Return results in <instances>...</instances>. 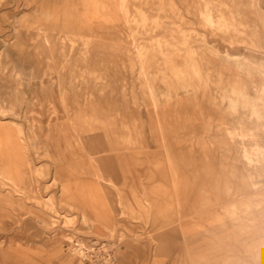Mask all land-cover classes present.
I'll list each match as a JSON object with an SVG mask.
<instances>
[{"label": "bare ground", "instance_id": "obj_1", "mask_svg": "<svg viewBox=\"0 0 264 264\" xmlns=\"http://www.w3.org/2000/svg\"><path fill=\"white\" fill-rule=\"evenodd\" d=\"M129 1L26 0V5L33 6L32 13L13 23L17 39L22 32H26L33 43L43 38L34 48L33 56L37 61L40 57L46 63L51 60L57 64L47 34L53 32L51 38L55 47L63 48L66 41L71 46L79 44L75 56L83 66L69 61L64 65L58 62L61 69L66 70V76L59 73H55L57 77L49 76L55 69L47 66L44 74L49 78H42L39 85L35 81L27 82L28 88L39 90L36 92L39 100H35L41 109L34 108L32 100L24 98L20 82L12 87L8 105H0V264H50L52 257L57 259V264H70L71 258L64 253L62 242H67V246L71 244L67 248L69 254L78 252L83 257L82 249L72 245L71 236H64L65 240L52 233L51 236L49 233L33 234L31 237L36 239L29 236L26 226L36 220L51 227V231L58 222L56 216L63 215L64 222L72 221L71 216L59 213V205L78 210L81 219L102 227L110 235L115 230L114 214L119 218L136 215L139 220L145 217L155 223L168 215V219L174 218L178 213L170 203L172 198L166 193V184L157 183L153 190L143 192V189H134V183L129 181L124 188L121 173L128 172L130 177L136 157L149 156L143 149L152 146L163 151L168 163L151 164L150 180L155 170L163 177L169 168V174L175 178L180 168L196 163L208 172L212 150L207 134L213 124L211 116L204 118L200 112V101L211 105L219 102L225 107L223 110L233 116L235 126L226 129V135L230 140L239 139L242 160L255 168L243 176L253 194L246 197L241 191L243 185L229 180L221 186L205 181L199 190L203 194L202 201L216 200L225 215L243 217L252 224L257 222L256 207L264 202V59H256L249 53L239 58H232L228 53L219 55L214 47L207 46L204 33L180 27L187 21L176 13L179 23L170 22L172 28L151 36L152 30L160 28L164 21L157 15L149 17L142 7H135L137 14L133 15ZM187 8L193 9L198 24L211 34L219 35L232 45L244 44L250 53L264 50V34L247 15V11L258 9L257 0H245V4L240 0H192ZM165 9L174 12L177 7L172 0H159V10ZM119 17L130 32L132 45L138 40L147 41L135 45L132 53L141 64L142 103L134 96L129 99L136 107L144 106L143 116L130 115L124 106L121 109L117 105L125 102L122 83L123 97L115 100L112 96L118 86L98 75L107 70L111 62L108 58L122 59L129 52L120 42L108 44L104 41L103 34L110 31L107 27L118 23ZM44 22L48 23L47 29ZM262 22L264 25V17ZM22 46L19 39L15 49L5 48L0 53L1 80H13L16 76L4 71L9 59H22ZM61 56L68 57L64 53ZM212 57L221 58V65L217 67ZM231 63L235 64L233 71L227 67ZM255 77L259 80H254ZM210 89L214 92L209 93ZM190 108L200 112L198 118L184 117V112ZM8 115L19 120L8 118ZM224 140L219 137L216 144L228 152L229 145ZM82 160H86L85 165ZM35 161L45 163V169L51 174L50 182H43L42 164ZM85 175L93 180L83 183ZM172 181L175 184V180ZM50 187L56 188L55 195L44 196V191ZM119 187L127 190L128 196L120 193ZM258 191L263 194L256 195ZM159 203H164L163 211L158 209ZM26 219L31 223H24ZM13 225L25 233V238L24 234L19 237L2 235ZM246 229L249 235L256 232L258 235L243 243V239L240 240L242 229L226 227L219 237H212L210 244L216 248L214 243L224 239L223 246L227 249L264 250V230L256 226ZM184 230L177 226L161 231L156 240V253H168L178 231L184 233ZM118 236L122 240L125 235ZM260 245L263 246L259 248ZM198 255V264H206L209 258Z\"/></svg>", "mask_w": 264, "mask_h": 264}, {"label": "rangeland", "instance_id": "obj_2", "mask_svg": "<svg viewBox=\"0 0 264 264\" xmlns=\"http://www.w3.org/2000/svg\"><path fill=\"white\" fill-rule=\"evenodd\" d=\"M172 1L177 7L176 11H171L172 13L167 9L163 11L159 10V0H130L129 10L130 13L136 15L137 11L135 7H142L149 17L157 15V17L162 18L164 24L160 28L152 30L153 32L151 36H158L161 34V31L169 29L170 27L172 28L170 22L179 23V18L176 16V14H179L180 16H183L185 21H187V23H183L182 25L180 23V27L187 31L193 30L195 32L204 33L207 46L214 47L219 55L223 56V54L228 53L233 55L232 58H239L241 54L249 53L256 59H264V50L250 53L245 49L244 44L235 43L232 45L228 41L222 39L219 35L211 34L207 29L201 27L195 18L193 9L187 8V3H191L192 0H186L184 2L181 0ZM240 1L242 4H245V0ZM25 2L26 0H0V53L2 54L5 48L15 49V43L16 41H19V39H21V44L23 45V50L21 51L22 55L20 57L22 59L18 61L15 58L9 59L7 61V69L4 71L5 73H8L9 76L13 73H15L16 76L13 80L10 78L0 79V105L6 104L11 95L12 87L20 82L22 86H20L19 89L22 91L24 98L28 100L31 99L34 108L41 109L38 106V102L35 100H39L37 95L39 93H36L39 90H36V88H28L26 85L27 82L35 81L37 82L36 84L39 85L42 78H49V76L57 77L58 73L60 76H66V70L64 71L61 69V65H59H64L66 61L79 66H83V63L75 56V52L80 48L79 44L75 43L71 46L70 42L66 41L64 42L63 48L58 46L55 47V42L51 38V36L55 34L53 32L47 34L49 35L50 40V50L54 51V54L56 55L54 61H56L57 64L55 65L51 60L50 63H46V60L40 57H38V61L35 59L33 56L34 48L36 45L38 47L39 43L43 42V38L39 37L38 40L33 43L30 40V36L25 34L26 32H22L18 39L16 38V34H14V21L22 16L32 13L33 6H28ZM257 5L258 9L255 11H247V15L252 23L257 25L260 32L264 34V25L262 22V18L264 17V0H257ZM78 7L81 11L82 7L80 5ZM119 18L120 21L118 23L107 27L111 33L108 34L109 32H105L103 34L104 41L108 44L120 42L126 48V51L129 50V52L124 55L122 59L108 58L111 62H109L107 70L99 72L98 75L100 74L101 76L107 77L106 81H110L113 85L118 86V91L116 90L117 92L113 94L112 99L116 100L122 98L123 95L121 93H125V102L123 104L122 102L117 104L121 109L122 106H124V109L128 114L136 117L143 116L145 114L144 106L136 107V105L130 103L132 96H134L139 103H142V92L144 91L143 78L140 71L141 64L135 54L132 53L135 45L138 43L143 44L147 41H145V39L143 41L138 40L135 45H132L130 32L124 25L123 19L121 17ZM44 26L47 29L48 23L45 24L44 22ZM4 45H6V47H4ZM62 53L68 55V57H62ZM210 59L214 61L217 67L221 65V58L212 57ZM58 62L60 63L58 64ZM94 64L96 66L97 62ZM47 66L55 69V71L52 70V72H50L52 74L54 73L53 75L47 76V74H44V70ZM227 67L233 71L235 64H228ZM254 80L258 81L259 79L255 77ZM121 83L123 84V92L120 91ZM213 92V89L209 90V93ZM115 100H113V102ZM199 108L201 109L200 112L204 115V118L206 116L212 117L211 121L213 124L211 132L207 134L208 142L211 145L210 148L212 150V155L210 156V168L208 167L210 170L208 172H205L204 169L202 170L199 163H196L193 166L180 168L178 176L175 178H172L169 174V168L163 177L159 175L160 171L157 172L155 170L156 172L153 171L154 176L150 180L149 171L151 170V164L158 162L159 164L166 165V163H168L163 155V151H161L160 148L155 149V147L152 146L143 149V152H148V155L150 154L149 156L140 155L139 157H136L134 162L133 160H130L131 163L133 162L130 177L128 172L121 173L124 178L123 187L126 184L128 185L130 183L129 181H131V183H134V189H143V192L151 191L154 186H157V183L162 182V184H166V193L171 194L172 198L170 203L173 206L174 212L178 213L174 218L168 219V215L166 218L155 223V220L152 221L148 218L145 219V217H142L139 220L137 219L139 217L136 215L133 218L129 216L119 218L114 214L113 217L115 222L113 221V223L115 230L110 235V233L104 231L102 227H99L86 219H81L78 210H69L65 205H59V207H57L59 213L71 216L72 221L69 223L64 222L63 215L56 216L55 218L58 222L55 225L56 227H53L54 229L51 231L49 230L51 227H47L43 223H39L37 220L35 223H31L30 219H26V221H23L24 223H31V226H26L29 236H34L33 234L36 235V233H42L45 235L49 233V236H51L52 233L56 238L62 240H65L64 236H71L74 241L72 245L74 244L77 245L76 248H81L84 256L81 257L78 252L73 255L69 254L67 248H69L71 244L67 246V242H62L61 244L64 253L71 258L70 264H198V253L203 256L206 255L209 258L206 264H264V250H262V248L259 249V251H255V249L246 251L243 248L236 250H233L232 248L227 249L223 246L225 244L224 239H222V242L217 241L218 244L214 243L217 245L216 248H213L210 244V240L213 239L212 237H219V233L222 232L223 234L226 227L230 230L236 228L238 230L242 229L243 232H241L242 237L240 240L243 239V243L248 242V240H250L249 237H256L258 235L257 232L254 235H249L248 229L246 228L249 226H256L258 229L264 230V222H261L264 221V202L260 203L259 207H256L255 217L257 222L252 224V222H249L246 219L244 220L243 217L238 219L233 216L225 215L221 205L216 204V200L211 201L210 203L202 201L203 197L201 195L203 194L199 190L200 188H203V183L205 181H210V183L213 184L217 183V185L219 184L221 186L226 180H229L230 183L243 185L241 191L246 197L253 194L254 191L247 186L248 181L243 176L246 175V172L253 171L255 168L249 167L242 160L239 139L236 138L235 140H230L226 135V129L233 128L235 126V121L232 115H229L223 110L225 107L220 105L219 102H215V104L211 105L210 103L203 101L201 103L200 101ZM200 112L190 108L184 112V117L198 118ZM7 117L16 121L19 120L18 118H13L9 115ZM219 137L224 138V141L229 145L228 152L224 148H219L216 144V140H218ZM134 152H137V150ZM152 153H154L155 156H153ZM39 162L41 161H35L36 164ZM41 164L43 172L40 176L43 177V182L46 184V182H50L51 174L45 169V163L41 162ZM85 164L86 160H82V165ZM233 173H235V175ZM85 177L86 178L81 180L83 183H85V180H93L89 175H85ZM173 179L175 180V184H173ZM123 187H119L121 190L120 193L128 196V191L124 189L122 190ZM104 189L108 188L104 187ZM54 192H56V188L50 187L44 191V196H54ZM255 193L256 195H260L263 194V191ZM55 202H57L56 199ZM159 205L158 209L163 211L164 203H159ZM26 216L29 217V213L26 214ZM218 216H220V219ZM177 226L178 228L180 227V229L183 227L186 230H184V233L178 231L181 237L179 234L177 235V239L168 253L157 254L156 240L159 233L168 228L170 229ZM118 233L125 235L122 240L119 239ZM23 234L25 238V233L19 232V228L13 225L9 232H4L2 235L4 237H19ZM230 240H233V238ZM23 241L25 242V239H23ZM262 242H264V239ZM219 245L222 246L219 247ZM237 246H239V243ZM262 246L263 245H260L258 247L260 248ZM33 256L36 260L37 257L35 255ZM49 262L50 264L58 263L57 259L54 257H52Z\"/></svg>", "mask_w": 264, "mask_h": 264}]
</instances>
